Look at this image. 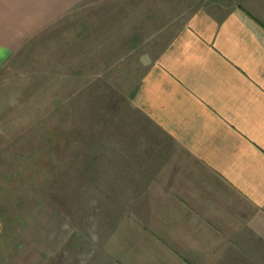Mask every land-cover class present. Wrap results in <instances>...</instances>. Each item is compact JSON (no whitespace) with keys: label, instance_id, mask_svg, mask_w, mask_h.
<instances>
[{"label":"crops","instance_id":"1","mask_svg":"<svg viewBox=\"0 0 264 264\" xmlns=\"http://www.w3.org/2000/svg\"><path fill=\"white\" fill-rule=\"evenodd\" d=\"M82 1L0 0V68ZM212 5L132 90L89 264H264V0Z\"/></svg>","mask_w":264,"mask_h":264},{"label":"rangeland","instance_id":"2","mask_svg":"<svg viewBox=\"0 0 264 264\" xmlns=\"http://www.w3.org/2000/svg\"><path fill=\"white\" fill-rule=\"evenodd\" d=\"M219 2L83 0L5 62L0 264L90 263L91 198L122 158L132 90L190 17Z\"/></svg>","mask_w":264,"mask_h":264}]
</instances>
